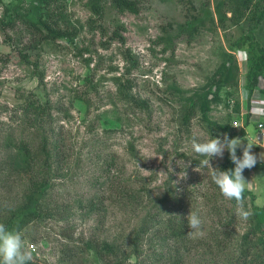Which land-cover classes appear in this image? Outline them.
I'll return each mask as SVG.
<instances>
[{"label":"rangeland","instance_id":"obj_1","mask_svg":"<svg viewBox=\"0 0 264 264\" xmlns=\"http://www.w3.org/2000/svg\"><path fill=\"white\" fill-rule=\"evenodd\" d=\"M92 1L0 2V161L21 143L39 145L49 136L50 176L56 175L43 218L10 223L0 209V223L23 233L31 264H103L92 238L113 244L123 264L155 254L161 260L153 264H236L255 224L254 205L264 207V147L251 123L253 107L264 112V0H140L139 13L99 0L100 14ZM42 18L65 35L47 39L29 23ZM249 71L259 79L252 96ZM220 81L226 84L217 90ZM31 100L45 111L28 108ZM246 113L257 163L243 172L248 192L238 206L211 179L228 151L222 159L201 156L191 140H242L234 120ZM34 169L39 176L42 167ZM28 181L18 172L0 175V197L12 203ZM117 187L128 191L120 196ZM190 211L202 220L191 236ZM147 213L162 214L159 227L186 224L183 244L168 232L140 235ZM215 234L222 245L213 244ZM74 244L78 249L64 252Z\"/></svg>","mask_w":264,"mask_h":264},{"label":"trees","instance_id":"obj_2","mask_svg":"<svg viewBox=\"0 0 264 264\" xmlns=\"http://www.w3.org/2000/svg\"><path fill=\"white\" fill-rule=\"evenodd\" d=\"M1 1L2 0H0V2ZM111 2L120 11L139 13L141 8H143L140 0H111ZM47 3H49V0H47ZM91 7L96 14H100L102 12V5L99 3V0H93L91 3ZM29 23L38 30L47 31L45 35L47 39H56L57 37H62L65 35L62 29L55 28L52 24L43 20V18L39 20L38 25L32 21H29ZM7 24H11V23H7ZM192 24L193 23H189V25ZM115 36L119 37L121 41H124L123 35H121V33L118 30L115 31ZM123 56L127 62L131 63L132 68L137 67L138 61L132 55L130 49H126L125 51H123ZM247 77H248V81L245 84V88H247L246 90L248 91V94L252 96L254 94V89L258 86L259 79L257 75H254L251 78L250 71L248 72ZM224 84H226L225 81L224 82L220 81L217 90H219ZM123 85L124 86H121V88L124 90L127 89L126 85L125 84ZM260 91L264 93V89ZM138 103L141 106L144 107L147 106L146 101L140 100L138 101ZM195 104L196 103H194V99H191L190 111L194 109L193 105ZM204 104H207L206 99L204 100ZM44 107L45 106L44 105L42 106V103H38L36 100H31L28 106V108H31L33 110H39L41 108L42 112L45 111ZM183 118H184V122L188 121L187 115H184ZM35 124H37V122ZM37 125L41 126L40 124ZM246 132L247 131L245 128H241L239 132L240 133L239 135L242 138V141L245 146L247 145L248 142V139L246 138L247 136ZM48 137L44 136L39 145H33L25 142L21 143L18 146L17 151L13 150L8 152L7 158H4L2 162L0 161V175L4 176V173H9L12 175V173L18 172V174L22 178L29 179V181L27 182L28 184L26 185L22 193V197H15L16 199L10 204H9V198L0 197V199H4L8 201V204H4L5 206H3L2 208L0 207V209H4L2 210V213L6 222L10 221L11 223L18 216H23L24 219L23 222H26L27 224L32 220H38L44 217L45 213H43L42 209L45 205H47L48 199L52 200V197H49L48 195H49V189L52 186L51 180L53 176H56V175L50 176L53 170L50 162V158L52 155L50 153V147L48 145L49 143ZM11 145L12 144L10 142L9 144H7V146L9 147ZM237 154H238V149H237ZM9 166H11V169H9ZM35 167H40V168L42 167V171L41 170L38 171L39 176H37L34 173L36 172V170L34 169ZM234 168L235 165L230 159V153L227 152L225 161L221 166V170H229V169L234 170ZM116 191H118L120 196H122V194L128 191V189L123 190L117 187ZM247 192L248 189L245 188L243 197H245ZM253 197H255L254 194ZM100 200L102 203H104V200L102 199ZM122 200L123 202L121 203L126 204V200L121 199V201ZM167 204L168 203L166 201L163 202V206H166ZM162 211L163 213H167V215L170 214L168 212L169 211L168 206L163 207ZM161 215L162 214L154 215L152 213H147L146 215L147 219L144 220V222L141 224L139 234L141 235V234L151 233L152 235L154 234L158 235L159 233L161 236H164V233L168 232L166 234L167 238L172 239L174 244L176 245L183 244V242L185 241L184 236L186 235L185 232L186 224L185 225L184 223L178 224L176 223V221H172L171 223L167 224L164 227H159L157 226L158 224L157 222L162 223V221H160L158 218ZM254 216H255V224L253 228L250 229L249 233L243 236L244 240L247 243L246 245H244V248H241L239 254L234 260L236 264L237 263L264 264V207L255 204ZM152 221L155 223H153ZM215 235H213V239L215 240L214 241L215 243L213 244H217V246H219L220 244L222 245L223 241L220 240L219 235L218 234ZM212 242L208 240L209 244H211ZM88 243L93 245L94 249L97 251V254H99L100 258L105 261V263L103 264H123L122 263L123 259L119 257V255L117 254L114 248V245L111 244L108 240L100 241L92 238L88 241ZM73 247L74 248L76 247L78 249V246L74 244L70 247L65 246L64 252L67 253V251L72 249ZM66 255L68 257L69 253ZM159 260H161V255L155 254L152 256L150 255L143 256L142 260L136 261L135 264H149L148 262H151V264H153L155 262H159ZM28 264H31V262H28Z\"/></svg>","mask_w":264,"mask_h":264},{"label":"clouds","instance_id":"obj_3","mask_svg":"<svg viewBox=\"0 0 264 264\" xmlns=\"http://www.w3.org/2000/svg\"><path fill=\"white\" fill-rule=\"evenodd\" d=\"M253 145L247 142L245 146L240 138L230 139L227 134H224L223 139L217 137L200 140L193 136L191 140L192 149L201 156L222 159L225 150L230 153V159L235 165L234 170L222 171L212 167L211 179L221 194L226 199L235 200L238 206L242 203L247 184L243 172L257 163V156L251 151ZM238 148L242 149V156H237ZM260 159L264 161V153L260 155ZM203 163L207 165L210 161L205 160ZM243 215L246 217L248 213L245 212ZM186 218L190 229L189 236L202 229V220L197 213L190 211ZM32 260L33 249L31 245L25 244L23 233L18 229H9L5 224L0 223V264H28Z\"/></svg>","mask_w":264,"mask_h":264},{"label":"built area","instance_id":"obj_4","mask_svg":"<svg viewBox=\"0 0 264 264\" xmlns=\"http://www.w3.org/2000/svg\"><path fill=\"white\" fill-rule=\"evenodd\" d=\"M263 110V109H262ZM260 114L264 116V112L261 111ZM252 117V114H251ZM254 123L256 125V128L258 129V133L261 136V139H259V144L264 146V118L254 115ZM234 124L236 127H241L247 129V126L249 124V119L247 113L244 115H241V118L239 120H234Z\"/></svg>","mask_w":264,"mask_h":264},{"label":"crops","instance_id":"obj_5","mask_svg":"<svg viewBox=\"0 0 264 264\" xmlns=\"http://www.w3.org/2000/svg\"><path fill=\"white\" fill-rule=\"evenodd\" d=\"M253 109H254V110H252L251 112H255V115L260 116V115H259V114H260L259 111L262 110L263 108L260 109V108H258V107H256V108L253 107ZM260 117H261V116H260ZM262 117H263V116H262ZM254 120H255V119L253 118L251 123H252V124L254 125V127L256 128V125H255V123H254ZM249 124H250V122H249ZM249 124H248V126H249ZM246 130H247V129H246ZM254 141L256 142L257 145H260V144H259V133H258V132H257V137H256V139H254ZM260 146H262V145H260ZM262 147H264V146H262Z\"/></svg>","mask_w":264,"mask_h":264},{"label":"water","instance_id":"obj_6","mask_svg":"<svg viewBox=\"0 0 264 264\" xmlns=\"http://www.w3.org/2000/svg\"><path fill=\"white\" fill-rule=\"evenodd\" d=\"M259 139H261V136L259 135Z\"/></svg>","mask_w":264,"mask_h":264}]
</instances>
